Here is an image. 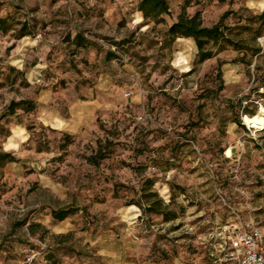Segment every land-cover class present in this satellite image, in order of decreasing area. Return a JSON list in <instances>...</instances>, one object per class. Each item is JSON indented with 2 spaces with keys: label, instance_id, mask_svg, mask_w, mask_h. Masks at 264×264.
Listing matches in <instances>:
<instances>
[{
  "label": "rangeland",
  "instance_id": "rangeland-1",
  "mask_svg": "<svg viewBox=\"0 0 264 264\" xmlns=\"http://www.w3.org/2000/svg\"><path fill=\"white\" fill-rule=\"evenodd\" d=\"M140 1L0 0V151L17 159L0 168V264L30 251L42 252L37 264H237L229 237L249 218L264 224L262 105L241 128L228 104L254 88L255 65L234 63L231 49L197 64L193 40L167 35L184 10L207 27L227 10L237 13L229 27L244 9L262 11L248 0H170L155 25ZM21 99L38 109L8 115ZM64 133L75 140L63 151ZM98 141L112 146L92 167L84 159ZM148 179L176 220L130 205ZM67 205L80 212L55 223L51 209Z\"/></svg>",
  "mask_w": 264,
  "mask_h": 264
},
{
  "label": "trees",
  "instance_id": "trees-1",
  "mask_svg": "<svg viewBox=\"0 0 264 264\" xmlns=\"http://www.w3.org/2000/svg\"><path fill=\"white\" fill-rule=\"evenodd\" d=\"M170 0H141L138 4L137 11L143 15L145 21L149 23L159 24L162 22V16L169 13ZM225 0H219L224 2ZM248 16L242 18L239 15L238 24L234 27H229L226 21L237 14L234 11H225L214 25L207 27L204 26L201 14L196 12L193 16L186 14L185 10L179 15L177 21L173 23L167 30V35L175 42L179 38L193 40L197 49L196 63L203 64L206 61L217 58V56L229 49L238 53V57L233 60L234 63L244 65L246 68L254 66L255 76L253 79L254 88L245 96L244 99H239L234 105L229 101V107L234 116L233 122L240 126L242 125L241 119L243 117H250L257 115L258 106H264V91L260 92L259 89L264 90V67L258 62L264 59V47L259 43V40L264 38V12L255 15L248 9H244ZM29 36V33H23L22 38ZM84 35L78 32L75 40L81 42H89L84 39ZM86 45V44H84ZM82 46V45H79ZM111 55V53H110ZM223 62L218 61V75L220 80L219 90L223 89V81L221 79V66ZM253 90L256 93L257 100H252ZM244 102L246 105L243 106ZM39 105L32 100L21 99L19 101H11L7 107L8 115L12 116L17 110L23 112H34L38 109ZM264 131V130H262ZM75 136L68 133L63 134L62 150H68L74 144ZM112 143L106 141L104 145L100 141L97 143L96 151L86 157L84 160L92 167H99L101 162L108 157V150ZM38 152H44L39 150ZM17 162L16 157L6 151H0V168L7 164ZM154 183L148 179L140 191L141 196L139 201L130 203V205L137 206L143 215H157L163 218L164 221H174L177 216L174 212L170 211L169 204H165L163 199L153 189ZM80 210L77 207L67 205L59 208L53 207L50 211L52 220L55 223H61L77 214ZM41 228L40 225L30 224L29 228ZM71 233L64 235H54L58 241H63L70 236ZM46 264L48 262L47 259Z\"/></svg>",
  "mask_w": 264,
  "mask_h": 264
},
{
  "label": "built area",
  "instance_id": "built-area-1",
  "mask_svg": "<svg viewBox=\"0 0 264 264\" xmlns=\"http://www.w3.org/2000/svg\"><path fill=\"white\" fill-rule=\"evenodd\" d=\"M229 239L234 248L237 264H264V224L249 218L239 223ZM39 260H43L42 252L30 251L22 264H37Z\"/></svg>",
  "mask_w": 264,
  "mask_h": 264
},
{
  "label": "clouds",
  "instance_id": "clouds-1",
  "mask_svg": "<svg viewBox=\"0 0 264 264\" xmlns=\"http://www.w3.org/2000/svg\"><path fill=\"white\" fill-rule=\"evenodd\" d=\"M248 7L253 8V9H258L259 11L264 12V0H248ZM141 19L142 18L139 15H137L136 19L133 22V26L135 24H139L141 22ZM31 43L35 44L36 42L35 41H31ZM261 43H264V38L261 39ZM19 50L20 49H17L16 51H19ZM15 63H16L17 66H20L21 62L20 61H15ZM182 70L183 71H187L189 69L188 68H184ZM260 113H264V106H262L260 108ZM244 119L247 120V117H245ZM260 126L264 127V117L261 118ZM253 135H255V133H253ZM25 139H26V136H23L21 142H23V140H25ZM18 147H19V145L9 144L8 149H10V148H18ZM8 149H6V150H8Z\"/></svg>",
  "mask_w": 264,
  "mask_h": 264
},
{
  "label": "crops",
  "instance_id": "crops-1",
  "mask_svg": "<svg viewBox=\"0 0 264 264\" xmlns=\"http://www.w3.org/2000/svg\"><path fill=\"white\" fill-rule=\"evenodd\" d=\"M71 231H72V229L70 227H67L66 232L69 233ZM107 264H122V263L121 262H115L114 260H107Z\"/></svg>",
  "mask_w": 264,
  "mask_h": 264
}]
</instances>
